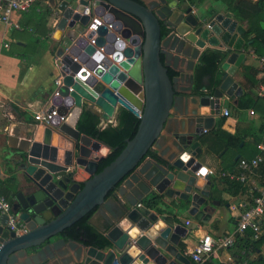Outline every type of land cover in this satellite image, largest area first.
<instances>
[{
	"label": "water",
	"instance_id": "obj_1",
	"mask_svg": "<svg viewBox=\"0 0 264 264\" xmlns=\"http://www.w3.org/2000/svg\"><path fill=\"white\" fill-rule=\"evenodd\" d=\"M45 1L59 14L52 38L59 41L66 28L73 30L70 38L78 36L70 47L72 57L95 35L103 53L92 65L85 57L79 62L65 57L70 76L64 82L73 89L65 104L74 105L65 122H36L27 136L19 127L7 135L8 156L21 169L24 188L12 211L26 232L9 231L6 217H0V264H131L130 251L137 250L156 264L188 263L177 248L184 225L175 227L142 203L151 202L155 209L161 196L176 197L196 222L210 219L214 186L198 160L201 138L214 128L220 100H234L240 93L232 76L245 58L243 30L228 16L194 13L179 0ZM95 18L102 25L79 36ZM129 26L141 28L140 42L128 37L127 43L117 35ZM87 46V53L94 50ZM205 46L217 48L224 58L219 85L202 95L206 88L196 89L194 74ZM61 93L66 95V89ZM87 104L99 108L101 126L112 123L119 108L140 120L135 135L100 172L99 162L110 148L76 129ZM202 107L208 112H201ZM80 173L86 179L78 181ZM91 212V225L97 215L104 221L100 230L109 241L104 249L62 236ZM88 249L97 254H86Z\"/></svg>",
	"mask_w": 264,
	"mask_h": 264
},
{
	"label": "crops",
	"instance_id": "obj_2",
	"mask_svg": "<svg viewBox=\"0 0 264 264\" xmlns=\"http://www.w3.org/2000/svg\"><path fill=\"white\" fill-rule=\"evenodd\" d=\"M179 1L181 7L184 8L191 5L193 11L198 14L207 15L208 12L217 11L237 21L238 27L243 30L242 38L245 45L242 52L245 53V58L232 76L240 93L237 94L234 100L226 96L220 100V111L215 117L214 128L211 131L221 128L229 133H234L239 130L248 135L245 138L246 144L253 143V136L256 133L261 137L259 143L264 142V95L260 96L258 94L259 86L264 82V77L260 73L259 56L253 53L252 48H250L251 41L245 37L247 31L245 23L247 22L242 24L235 19L228 5V3L235 4L239 0H203L195 4L188 0ZM246 1L255 3L257 0ZM34 6L27 13L18 12L12 15V19L22 26V30L8 29L0 23V181H8L9 184L13 183L16 187V194L24 192L23 175L18 164L11 156H8L10 149L7 146V135L16 127H19V132L22 136H27L30 133L31 128L28 127L36 123L35 114L42 112L47 107V103L53 93L54 80L60 72L56 57H58L59 51L66 52L72 44L70 37L73 30L68 28L65 29L59 41L52 38L59 16L58 11L51 8L45 0H38ZM39 15L42 16L41 21L37 19ZM124 31H121L120 37L128 40L129 36L124 35ZM36 38L38 40H35ZM128 42L130 43V40ZM5 44H7V47L4 46ZM206 51H218L221 53L217 48L205 46L204 49H201V53ZM199 59L196 61L195 71ZM244 67L248 69L245 70ZM218 68V75L221 77L223 72L220 70V66ZM209 80L210 76L204 75L203 82L200 83V86H197L194 74V86L196 89L206 88V92H202V95L210 93L207 88L210 83ZM246 93L254 98L257 97V104L253 108L238 109V100ZM94 107L96 106L94 105ZM224 110L229 111V116H222ZM93 112L100 115V111L93 110ZM201 112H208V108L202 107ZM110 124L115 125L116 119ZM44 140L47 142L48 137H45ZM55 144L56 141L52 140L51 145ZM200 147L203 154L198 160L201 162L202 167L206 169V173L209 170L215 172L214 175L208 176L214 186L212 199L209 200L210 211L212 212H210V219L206 223L196 222L188 214L189 207L176 197L168 199L161 196L162 203L160 201L159 207L150 208L151 211L164 215L166 222L175 225V227L179 224L184 225L180 229L181 239L177 248L188 263L178 262V264H192L190 254L195 245L204 236L209 235L213 239H217L232 232L236 227L242 205L246 203L250 206L252 204L249 192L250 185L242 186L238 181L230 179L236 181L240 187L229 188L226 184L219 182L221 179L226 178L220 176L221 171H218L222 165L221 156L226 152V149L216 156L213 153L214 148L209 149L205 143H201ZM248 152H253L250 146H247L243 155L247 156ZM237 155L242 156V154ZM236 169L237 165L234 169L224 172H233ZM260 171L258 175H248V180L250 183L255 184L256 191L264 186V173L262 169ZM86 177L85 173H80L76 179L82 181ZM213 179L218 181L216 186L212 183ZM16 194L12 203L16 199ZM142 205L144 204L142 203ZM93 218L94 225L91 226L102 233L100 228L104 226L103 219L99 215ZM262 219L264 223V215ZM187 222L188 224H186ZM102 234L105 237V234ZM261 234L264 235V232ZM181 245H184L183 249ZM86 254L95 256L97 253L88 249ZM130 254L133 258L131 264H156L139 250L135 253L130 251ZM139 255L141 256L138 257ZM242 259L243 262L238 263V260ZM209 261H211V264H253L255 262V264H264V242L255 250L252 248L247 249L241 244L235 243L230 248L217 250ZM205 262H208V260Z\"/></svg>",
	"mask_w": 264,
	"mask_h": 264
},
{
	"label": "trees",
	"instance_id": "obj_3",
	"mask_svg": "<svg viewBox=\"0 0 264 264\" xmlns=\"http://www.w3.org/2000/svg\"><path fill=\"white\" fill-rule=\"evenodd\" d=\"M192 3L202 2L203 0H188ZM230 10L234 14L235 18L240 23L246 24L245 37L250 40V48L254 54L258 56L264 55V0H257L255 3L239 0L237 3H228ZM41 12V11H40ZM42 13V12H41ZM40 13V14H41ZM38 21L42 20V16H38ZM35 40H38L36 38ZM56 52V51H55ZM223 55L218 51H206L202 53L199 59V63L195 71V79L197 86H200L204 75H209L210 80L208 84V90L212 94L213 90L220 83V76L218 75V67L223 60ZM247 70V67H244ZM262 77L263 72L260 71ZM170 76H173V72H169ZM257 97H253L250 94L243 95L237 103L238 109L253 108L257 103ZM139 118L132 114L130 111L119 108L116 115V124L108 123L105 126H101V117L84 106L80 116L76 123V129L80 134L89 136L99 142L107 145L110 150L108 154L99 162L97 172H100L104 167L109 165L122 151L126 145V141L131 139L138 128ZM253 143L246 144L245 138L248 136L239 130L234 133H229L226 130L219 128L218 130L208 131L201 138V143H205L209 149H213V153L218 156L224 149L226 152L221 156L222 165L218 171L232 170L238 164L239 160L252 159L259 153L256 148L257 144L261 141L260 135L254 133ZM250 146L253 152H248V155H243V152ZM237 154H242L238 161H235ZM219 182L226 184L229 188H238L240 185L236 181L230 180L228 177L221 179ZM212 183L216 186L218 181L213 179ZM16 194V187L13 183L9 184L8 181H0V195H3L11 204ZM155 202L160 201L159 197L154 198ZM149 208H154L153 203H143ZM92 212L85 217L81 218L72 226L63 231L62 236L67 239H73L81 242L85 246L95 247L98 249H104L109 246V241L104 235L98 232L89 223V218ZM253 233L251 230L246 231V234L239 237L236 240L237 244H241L247 249H257L264 242V235H260L257 239L252 238ZM182 249L184 245H181ZM242 260H238V263H242ZM256 263V262H255ZM253 263V264H255ZM192 264H196L192 261ZM204 264H211V261ZM250 264V263H247Z\"/></svg>",
	"mask_w": 264,
	"mask_h": 264
},
{
	"label": "built area",
	"instance_id": "obj_4",
	"mask_svg": "<svg viewBox=\"0 0 264 264\" xmlns=\"http://www.w3.org/2000/svg\"><path fill=\"white\" fill-rule=\"evenodd\" d=\"M37 1L38 0H0V23L8 29L22 30V26L17 21L12 19V15L18 12H29L33 7H35L34 5ZM98 25H102V21L99 18H95L93 23H91L87 29L82 30L78 35L85 37L86 34L90 33L91 31L95 32ZM108 27L110 29L111 26ZM117 35L120 36V34ZM77 37L74 36L71 38V46L75 43ZM94 37H96V35L93 36L92 39L88 40L87 43V45L94 47L92 52L87 53L86 48L88 46L85 45L83 48H78L79 50L77 52V56L72 57L69 53L70 46L66 52H62L61 55L56 57V63L60 69V72L54 80V90L47 103V107L42 112L35 114L36 122L42 123L53 121L60 124L67 120L74 105L72 107H67L65 101L70 96L69 93L73 91V89L71 86H67L64 82L65 76L68 77L70 75L66 71L68 69L65 70L66 65L63 63V61L65 57L71 56L73 61L79 62V57H85L86 63L91 65L96 64L95 59L98 57L97 53H103V47H97L95 45ZM4 46L7 47V44ZM258 59L260 69L264 76V55L259 56ZM86 63H80V65L83 67ZM64 89L67 91L66 95L61 93ZM258 94L260 96L264 95V82L260 84ZM222 116H229V111L224 110L222 112ZM257 149L259 150V154H257L252 159H240L235 171H222L220 173V176L236 180L242 186L250 185L249 192L252 198V204L250 206L246 203L242 205L236 227L232 232H229L217 239H213L211 236L206 235L199 240L190 254L192 261L196 264H202L207 260L209 261L211 256L219 249H227L232 247L235 245L236 240L244 235L248 230L252 231L253 239H257L260 234L264 232V223L262 219L264 215V186L256 191L254 187L255 184L250 183L248 180V175H258V172L261 169L264 173V142L259 143L257 145ZM214 174V171H207L208 176H212ZM1 216L6 217V223L4 227L9 231H13L16 235H21L26 232V226L24 222H22L18 215L12 211V204L3 195H0V217ZM186 224H188V222Z\"/></svg>",
	"mask_w": 264,
	"mask_h": 264
},
{
	"label": "rangeland",
	"instance_id": "obj_5",
	"mask_svg": "<svg viewBox=\"0 0 264 264\" xmlns=\"http://www.w3.org/2000/svg\"><path fill=\"white\" fill-rule=\"evenodd\" d=\"M124 35L126 36H129L130 38H135L137 41H141L142 40V30L140 27H137V26H133V29L132 27H128L127 30L124 31ZM87 106L89 109L91 108V110H95V111H99L97 109H99L98 107H94V105H85Z\"/></svg>",
	"mask_w": 264,
	"mask_h": 264
},
{
	"label": "bare ground",
	"instance_id": "obj_6",
	"mask_svg": "<svg viewBox=\"0 0 264 264\" xmlns=\"http://www.w3.org/2000/svg\"><path fill=\"white\" fill-rule=\"evenodd\" d=\"M236 19V18H235ZM263 82V81H262ZM133 92L135 95H137L139 93V90L137 89V86H133ZM106 108L110 111L111 107L108 105H106ZM182 252V251H181Z\"/></svg>",
	"mask_w": 264,
	"mask_h": 264
},
{
	"label": "flooded vegetation",
	"instance_id": "obj_7",
	"mask_svg": "<svg viewBox=\"0 0 264 264\" xmlns=\"http://www.w3.org/2000/svg\"><path fill=\"white\" fill-rule=\"evenodd\" d=\"M194 12V11H193ZM195 13V12H194Z\"/></svg>",
	"mask_w": 264,
	"mask_h": 264
}]
</instances>
